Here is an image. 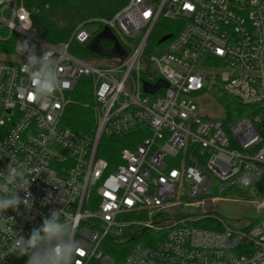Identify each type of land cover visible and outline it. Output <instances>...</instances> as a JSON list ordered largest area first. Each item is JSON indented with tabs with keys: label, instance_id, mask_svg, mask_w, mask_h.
Returning <instances> with one entry per match:
<instances>
[{
	"label": "built area",
	"instance_id": "obj_1",
	"mask_svg": "<svg viewBox=\"0 0 264 264\" xmlns=\"http://www.w3.org/2000/svg\"><path fill=\"white\" fill-rule=\"evenodd\" d=\"M160 18L176 33L160 57H144ZM104 27L137 45L94 60L68 49ZM0 44L10 47L0 58V172L11 163L23 178L9 187L26 179L32 194L30 209L4 213L0 264H26L8 252L14 234L27 238L54 208L79 244L72 264H264V214L234 227L209 212L230 189L264 195V0H127L79 22L63 44L40 37L23 0H0ZM24 44L55 63L62 86L51 97H32ZM81 80L95 105L87 132L62 122ZM217 86L250 112L201 114L193 100ZM130 134L140 137L133 147L101 155L103 136ZM255 203L264 211V197Z\"/></svg>",
	"mask_w": 264,
	"mask_h": 264
},
{
	"label": "trees",
	"instance_id": "obj_2",
	"mask_svg": "<svg viewBox=\"0 0 264 264\" xmlns=\"http://www.w3.org/2000/svg\"><path fill=\"white\" fill-rule=\"evenodd\" d=\"M23 2L40 37L52 44H63L68 41L73 28L79 22L93 17H110L124 6L126 0H23ZM175 25L173 21L160 18L147 41L146 49L150 44H160L158 41L162 35L167 33L174 35L177 30ZM113 35L121 47L137 45L139 40L138 37H134L127 39L126 42V38L120 37L115 31ZM90 41L83 44L70 41L68 49L78 57L87 60L106 57L99 56L87 48ZM100 46L102 50L107 51L113 47V42L101 39ZM6 49L10 50L9 45L0 44V53ZM127 49L131 48L127 47ZM210 94L226 109L234 101V98L226 94L219 86L214 88ZM95 120V105L90 86L87 80H81L65 109L62 122L71 130L87 132L94 127ZM139 140L140 137L133 134L103 136L101 155L108 159L116 158L122 148L133 147Z\"/></svg>",
	"mask_w": 264,
	"mask_h": 264
},
{
	"label": "clouds",
	"instance_id": "obj_3",
	"mask_svg": "<svg viewBox=\"0 0 264 264\" xmlns=\"http://www.w3.org/2000/svg\"><path fill=\"white\" fill-rule=\"evenodd\" d=\"M24 52L29 54L25 62V69L28 71L32 84V97L46 99L51 97L61 86L59 73L55 63L50 56L43 52L36 55L34 49L28 44L23 45ZM7 172H0L3 182L0 183V231L8 232L4 222L12 219L11 216L5 219L4 213L9 209H19L21 204L30 209L32 194L27 191L29 180H24L23 189L25 197L21 198L19 191H13L10 185H15L17 177L23 178V173L18 172L12 164H8ZM66 216L65 209H52L50 214L43 220V223L33 228L30 235L25 238L22 234H14L9 253L18 256H26V264H72L73 258L79 250V244L73 239L71 227L62 221Z\"/></svg>",
	"mask_w": 264,
	"mask_h": 264
},
{
	"label": "rangeland",
	"instance_id": "obj_4",
	"mask_svg": "<svg viewBox=\"0 0 264 264\" xmlns=\"http://www.w3.org/2000/svg\"><path fill=\"white\" fill-rule=\"evenodd\" d=\"M95 27L97 28V26ZM95 27L92 28L95 29ZM125 41L127 42L128 40L125 39ZM163 45L164 44L148 45L144 57L151 54L160 57L164 51ZM107 53L111 55L114 54L111 50H107ZM0 58L8 59L9 57L6 53H0ZM193 102L196 105L197 110L203 115L218 118L230 117L232 121L238 120L247 115L251 110L250 106L242 105L235 99L226 109V107L218 103L212 94L202 95L197 98L196 101L193 100ZM261 194L262 193L243 188L232 189L228 193L222 195L221 198L215 200L213 202L212 210L209 212L213 215L222 217L228 224L234 227H244L251 224L253 220L259 219L262 214H264V211L259 210L255 203L264 197V195Z\"/></svg>",
	"mask_w": 264,
	"mask_h": 264
},
{
	"label": "water",
	"instance_id": "obj_5",
	"mask_svg": "<svg viewBox=\"0 0 264 264\" xmlns=\"http://www.w3.org/2000/svg\"><path fill=\"white\" fill-rule=\"evenodd\" d=\"M170 37H171V33L164 34L160 37L158 42L162 43L165 40L169 39ZM101 39H108V40L113 42V47L110 49L111 51H113V53H114L113 55L108 54L107 51H104L101 49V46H100V40ZM87 48H89L91 51L95 52L99 56L118 57L119 58V57H122L126 54V52L120 46L119 42L117 41V39L115 38V36L113 35V33L110 31V29L108 27H104L101 31H99L91 39V41L88 43ZM162 85H163L162 82H159V84H157L156 86H151V85L145 84L144 85V91L152 93Z\"/></svg>",
	"mask_w": 264,
	"mask_h": 264
},
{
	"label": "snow or ice",
	"instance_id": "obj_6",
	"mask_svg": "<svg viewBox=\"0 0 264 264\" xmlns=\"http://www.w3.org/2000/svg\"><path fill=\"white\" fill-rule=\"evenodd\" d=\"M146 15H147V13H146ZM31 98H32V97L30 96L29 99H31Z\"/></svg>",
	"mask_w": 264,
	"mask_h": 264
}]
</instances>
